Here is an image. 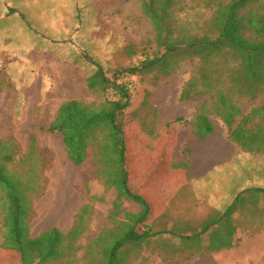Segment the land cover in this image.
<instances>
[{
	"label": "trees",
	"instance_id": "trees-1",
	"mask_svg": "<svg viewBox=\"0 0 264 264\" xmlns=\"http://www.w3.org/2000/svg\"><path fill=\"white\" fill-rule=\"evenodd\" d=\"M140 1L141 11L154 27L160 52L144 53L137 66L123 69L119 74L134 76L156 72L168 76L182 59L198 58V76L184 82L179 99L184 103L209 95L210 100L196 106L191 119L175 121L188 127L192 137L203 139L213 134L211 116H216L242 151L264 154V102L247 114L239 104L243 97L256 98L259 93L264 94V0H199L213 6L205 28L199 21L192 25L182 18L186 11L185 0ZM77 28L76 37L50 36L48 46L43 48L60 51L57 47L79 44V25ZM82 32L88 39L87 28ZM85 59L93 66L91 72L87 71V85L100 100L62 102L48 131L62 137L68 158L75 165L85 163L89 150L94 148L98 179L103 188H114L117 193L112 203L111 224L96 238L89 237L90 252L85 258L94 255L99 258L94 261L98 264H126L125 258L131 249L141 247L161 232L156 230L158 222L150 221L149 202L129 182L131 146L125 115L132 106L133 83L123 77H110L105 67L89 53H85ZM215 74L222 78L220 82ZM0 76L22 85V79L27 84L34 77V71L29 63L21 62L16 63L15 71L0 68ZM225 76L228 79H224ZM227 80L229 85H226ZM260 115V121H253ZM169 134H174L172 129ZM44 165L34 134L30 136L26 152L13 136L0 140V251L19 257L21 264H73V256L81 247L77 242L90 229L86 216L93 205L80 209L68 233L52 228L32 236L33 199L43 190ZM95 199L104 200L94 195L92 200ZM128 201L137 203L139 210L130 211L126 207ZM238 204L243 209V201H236L228 214L239 208ZM175 224L178 230L170 227L164 232L170 230L169 233L183 239L182 223ZM108 231L110 234L103 236ZM109 245L112 247L106 248Z\"/></svg>",
	"mask_w": 264,
	"mask_h": 264
},
{
	"label": "rangeland",
	"instance_id": "rangeland-1",
	"mask_svg": "<svg viewBox=\"0 0 264 264\" xmlns=\"http://www.w3.org/2000/svg\"><path fill=\"white\" fill-rule=\"evenodd\" d=\"M62 1L64 5L67 2V0ZM71 1L77 9L76 22L80 28L78 30L81 36V41H78L80 43L57 47L61 50H48L42 55L33 52L31 66L34 77L30 78L27 84L24 79L20 85L7 76H0V140L13 136L21 145L22 151L26 152L30 136L34 134L42 151L45 161L42 167L43 190L33 199L34 215L30 221L32 236H39L52 228L68 233L80 209L92 204V210L86 216L87 227L90 229L77 242V246L81 247L73 256V264H98L94 262L95 259H99L98 256L90 255L85 258L86 253L90 252L89 235L96 234L111 224L110 215L112 203L117 195L116 190L114 188L106 190L98 179L95 171L94 148L89 150V158L85 163L75 165L68 158L62 137L48 131V126L55 118L62 102L79 99L93 103L100 100L99 95L93 94L87 85V71L91 72L93 66L85 59V53L97 59L110 77H123L133 83L132 106L125 115L128 121L126 132L131 149H136L137 145L151 149L150 146L153 145L151 137L167 134L171 129L175 134H177L176 130L181 132L180 136L183 139L188 137L190 129L183 123L175 121L173 125L162 126L164 122L161 113L168 114V118H176L177 114L186 111L192 114L196 106L208 102L210 96L205 95L196 101L184 103L179 99L183 82L198 76V58L182 59L179 67L167 77L162 73L154 74L156 76H151L150 73L134 76L128 73L119 74L123 69L137 66L144 53L150 52L155 55L160 52L155 41L154 27L141 11L140 0ZM185 2L186 11L182 14V18L189 20L192 25L199 21L200 26L205 28L213 13V6L199 0H185ZM85 28L89 32L88 39L83 36L82 30L85 31ZM214 77L219 82L222 79L216 74ZM223 78L228 79V76ZM226 85H229L228 80ZM263 102L264 94L261 92L256 98H241L239 104L247 114L263 105ZM261 118L262 115L257 116L253 121L258 122ZM211 120L218 128L225 127L218 117L211 116ZM177 139L179 142L178 137ZM182 143L184 142H180L175 148L176 161L186 153V146H181ZM177 164L173 163V165ZM94 195L103 197L104 200L102 202L98 199L92 200ZM126 207L136 212L139 205L128 201ZM169 216L175 217L174 214L166 217ZM169 224L171 226L175 223H169V220L161 221L157 229L161 230L160 233H169L170 230L164 232L169 228ZM175 229L178 230L177 227ZM109 234L110 231L105 232L103 236ZM123 234L122 232L121 236ZM172 234L177 236L176 233ZM147 242L146 240L141 247L129 251L125 258L126 264H136L140 255L138 250ZM259 246L264 248L263 240ZM110 247L112 245L106 248ZM182 256L177 254V258ZM256 256L255 264H264V256L263 258L260 257L261 255ZM3 264H21V262L19 257L12 254L7 261H3Z\"/></svg>",
	"mask_w": 264,
	"mask_h": 264
},
{
	"label": "crops",
	"instance_id": "crops-1",
	"mask_svg": "<svg viewBox=\"0 0 264 264\" xmlns=\"http://www.w3.org/2000/svg\"><path fill=\"white\" fill-rule=\"evenodd\" d=\"M76 11L71 0L65 5L62 0H0V68L11 72L16 63L31 65L33 52H47L43 47L50 36L76 37ZM194 112L176 118L161 113L162 126L178 118L189 120ZM214 127L203 139L192 137L190 130L183 139L176 130L152 136L151 149H130L129 182L149 202L150 221L181 222L183 227V239L160 233L147 240L136 264H255L256 255L263 258L264 154L242 151L225 127ZM180 142L188 151L176 161ZM236 201H243V209L238 204L228 214ZM172 214L175 217H166ZM11 255L0 251V263Z\"/></svg>",
	"mask_w": 264,
	"mask_h": 264
}]
</instances>
